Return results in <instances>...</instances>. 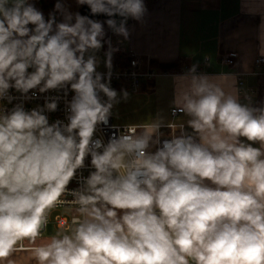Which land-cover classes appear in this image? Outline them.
<instances>
[{"label": "clouds", "instance_id": "obj_1", "mask_svg": "<svg viewBox=\"0 0 264 264\" xmlns=\"http://www.w3.org/2000/svg\"><path fill=\"white\" fill-rule=\"evenodd\" d=\"M76 3L89 15L63 0L47 18L33 0H0V102L12 105L0 104V264H15L25 241L35 264H264V106L241 102L236 74L193 65L173 77L172 115L185 122L125 125L105 143L98 128L128 97L111 87L119 49L105 25L128 40V21L148 10L145 0ZM257 39L264 57V23ZM50 91L72 93L64 120L48 116L59 95L24 106ZM89 157L92 171L78 176ZM58 206L70 221L37 245Z\"/></svg>", "mask_w": 264, "mask_h": 264}, {"label": "crops", "instance_id": "obj_2", "mask_svg": "<svg viewBox=\"0 0 264 264\" xmlns=\"http://www.w3.org/2000/svg\"><path fill=\"white\" fill-rule=\"evenodd\" d=\"M68 1L74 6L73 13L80 12L76 0ZM145 4L148 11L143 22L128 21L130 38L124 40L114 36L121 39L129 50L150 61L179 63L180 71L160 73L143 84L134 99L150 97L154 102H172L173 77L197 65L199 72L236 74L241 102L253 105L254 95L246 99L245 93L249 89L255 91L257 76L264 72V63L255 64V59L261 57L258 55L257 34L259 26L264 23V0H250L249 7L254 14L243 10V0H145ZM105 48L106 45L97 53L101 60L98 71L106 68L103 63ZM227 54H233V64L220 61ZM160 116L165 118L167 113L163 115L160 111ZM183 118L180 122L188 119L186 116ZM43 236L40 239L44 241L37 245L48 239ZM24 243L33 247L28 242ZM31 247L14 253L10 259L15 264H35L29 250Z\"/></svg>", "mask_w": 264, "mask_h": 264}, {"label": "built area", "instance_id": "obj_3", "mask_svg": "<svg viewBox=\"0 0 264 264\" xmlns=\"http://www.w3.org/2000/svg\"><path fill=\"white\" fill-rule=\"evenodd\" d=\"M107 19V18H106ZM98 20H105L99 18ZM108 30V38H111L112 45L115 48H118L119 50L113 53V56H124V60H112V68H111V87L117 90L118 88H123L125 90L131 91L133 93L138 92L143 84H145L147 81L154 79L157 75H159L161 72H159L155 67L151 65V61L143 56H140L139 54L134 53L133 51L129 50L122 42L121 39L116 38L114 34L111 32V30ZM108 49V45L106 44V48L103 50V53L105 55V52ZM222 63L225 64H233L234 62V56L233 54H227L221 57L220 60ZM264 63V57H257L255 59L256 65H261ZM109 70L105 68L103 73L107 74ZM199 72V70L197 69ZM239 84H242V81H239ZM253 89H249L245 93V98H251L254 94ZM12 95L17 96L18 99L13 101V104L20 102L19 94L15 93V91H12ZM60 96L59 106L58 110L54 113H49V120L50 122H54L57 119L64 120L66 117V102L71 100L72 93L69 92L67 96L64 95L63 92L57 93L55 91H50L48 93L39 95V98L37 99H31L24 101V106L27 110H30L37 105H42L44 103L45 96ZM4 107L10 109L12 107L11 104H7L6 101L0 102ZM170 114L172 116V119H174L179 113H177L176 116L172 115V109L170 110ZM174 122V121H171ZM178 124V123H177ZM125 125L130 124H117L114 123L112 119V115L109 119V123L107 126L101 125L98 128V131L96 133L97 137H102L104 142L107 143L108 139L113 134H119V132L123 131ZM167 131V134H164L162 139L170 138L171 129L168 127H163L161 131L163 130ZM177 134L178 131H177ZM154 150V149H153ZM85 167L83 169L78 170V176L82 175L83 177H87L89 172L92 171L90 166V157L85 160ZM70 188H76L78 187L77 181L73 180L72 183L69 185ZM68 199H71L70 197ZM56 211V213L53 216V223L57 229H59L63 222L65 220L70 221L71 215H70V209L67 206H58L57 208L53 209L51 212ZM51 213L49 216L50 221ZM43 234V233H42ZM31 246H25V248H28Z\"/></svg>", "mask_w": 264, "mask_h": 264}, {"label": "rangeland", "instance_id": "obj_4", "mask_svg": "<svg viewBox=\"0 0 264 264\" xmlns=\"http://www.w3.org/2000/svg\"><path fill=\"white\" fill-rule=\"evenodd\" d=\"M64 5L69 11L73 12L74 6L73 4H71L70 1L65 0ZM123 90L128 93V97L126 100L121 99V102L113 107L112 119L114 123L142 124L145 122H151L156 118H162L160 116V111L163 113V115H166L167 113V117L162 118L165 121V123L171 121L179 123L180 121H183L182 119H184L182 114L179 117H175L174 119H172V116L170 114V110L172 109V102L170 101L154 102V100L152 98L150 99V97H143L142 99H134L133 97L136 95V93L140 92L141 90H139L136 93H133L125 89ZM117 92H121V90H118ZM168 93L171 94V91H168ZM163 134H167V131L166 132L163 131ZM55 213L56 211L51 212L50 221L43 232L44 235L43 238L51 237L58 230L56 229L52 221ZM42 241H44V239L38 238L36 243Z\"/></svg>", "mask_w": 264, "mask_h": 264}, {"label": "trees", "instance_id": "obj_5", "mask_svg": "<svg viewBox=\"0 0 264 264\" xmlns=\"http://www.w3.org/2000/svg\"><path fill=\"white\" fill-rule=\"evenodd\" d=\"M36 7L40 9L44 15L45 18L48 17V14L50 12L54 11L55 4L57 0H33ZM62 17L57 14V20H61ZM105 29L108 35L107 26L105 25ZM107 39V36L106 38ZM106 45V44H105ZM112 60H124L122 57L114 56ZM151 65L155 67L159 72L161 73H173V72H179L180 71V64L179 63H158L155 61H151ZM253 107H262L264 106V72H261L257 76V84L255 87V93L253 94Z\"/></svg>", "mask_w": 264, "mask_h": 264}, {"label": "water", "instance_id": "obj_6", "mask_svg": "<svg viewBox=\"0 0 264 264\" xmlns=\"http://www.w3.org/2000/svg\"><path fill=\"white\" fill-rule=\"evenodd\" d=\"M80 13L82 15H89V9L88 7L85 5V6H80V9H79ZM94 19H98V18H101V19H106L107 17L103 16V15H100V16H96V17H93Z\"/></svg>", "mask_w": 264, "mask_h": 264}]
</instances>
